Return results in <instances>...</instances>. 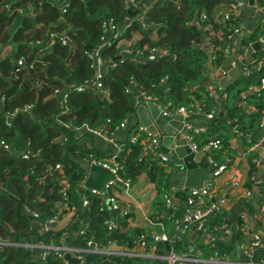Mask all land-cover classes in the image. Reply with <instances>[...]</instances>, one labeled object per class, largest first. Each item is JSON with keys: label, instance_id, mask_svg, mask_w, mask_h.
Here are the masks:
<instances>
[{"label": "trees", "instance_id": "trees-1", "mask_svg": "<svg viewBox=\"0 0 264 264\" xmlns=\"http://www.w3.org/2000/svg\"><path fill=\"white\" fill-rule=\"evenodd\" d=\"M134 2L0 0V240L6 243L0 246V264H66L46 246L88 249L92 241L100 250L116 244L134 252L141 237L144 251L155 250V257L110 260L117 264H169L163 259L168 256L166 243L155 242L154 233L167 234L171 251L180 257L197 250L205 261L215 255L222 259L233 255L236 237L227 241L220 229L226 224L224 210L205 217L193 240L192 225L177 236L188 212V195L171 193V165L162 163L158 150L144 152L149 145L145 134L121 147L114 165L124 180L134 183L145 173L155 185L157 199L148 226L128 227L132 214L120 216L119 210L113 215L104 207V199L91 192H85L89 205L81 204L78 188L85 179L83 163L89 162L91 155L100 158V151L84 139L93 136L91 130L108 127L113 132L120 128L134 113L141 93L153 95L159 104L173 110L184 106L198 113L197 105L193 108L191 104L194 95L211 109L217 105L206 96L205 85L218 80V72L228 60L226 50L231 51L237 27L225 14L233 2ZM130 7H140L143 16L125 25ZM108 19L122 27L117 38L103 29ZM262 35L261 31L249 43ZM122 40L130 44L126 48L135 56L123 53ZM101 44L100 55L107 63L100 78L104 95L86 88L96 76L88 53ZM263 78L264 66L230 85L225 90L228 100L258 89L257 93L248 92L243 100L252 110L237 107L228 109L222 118L216 114L208 119L207 130L196 137V143L202 146L219 139L227 145L234 136L231 120L249 129L261 128ZM214 133L218 136L212 137ZM220 151L217 161L222 157ZM174 197L180 204L169 207L168 198ZM60 203L77 204L80 219L61 231L39 230L37 224L58 216ZM115 217L120 226L110 229L107 222ZM82 219L89 222L83 234ZM27 244L36 247H25ZM89 264H102V255Z\"/></svg>", "mask_w": 264, "mask_h": 264}, {"label": "crops", "instance_id": "crops-1", "mask_svg": "<svg viewBox=\"0 0 264 264\" xmlns=\"http://www.w3.org/2000/svg\"><path fill=\"white\" fill-rule=\"evenodd\" d=\"M154 1L155 0H147V3L149 4ZM229 1L234 3L241 0ZM245 1L246 4L240 9L237 13L238 15L233 20V25L240 29V33L234 35L231 39L230 56L223 68V72H218V75L224 76V80L230 79V81L229 83H224V81H220L217 76L218 80L216 82L211 80L205 85L206 96L217 103L216 107L212 109L209 108L208 103L202 99L196 98V95L192 98V107L195 108L194 105H197L199 111L193 116L192 122L195 127L199 129L207 130V126L210 122L207 119V115L211 112H215L222 118L230 108L234 109L238 107L244 108L245 110H252V108L244 106L243 100L248 92L257 93L258 89L251 88L249 89L250 91L244 92L232 100H228L225 94V90L240 76L248 75L253 71L260 70L264 66V27L262 26L264 0H257L254 7L250 6L249 0ZM139 8L131 9L137 11ZM142 16L143 14H139L138 16L132 17L125 25L131 24L132 20ZM143 21L145 22L146 20L143 19ZM261 31L263 35L260 39L253 43H249L250 38ZM203 42L206 46V39H204ZM256 42L263 43L257 51L252 49V45ZM129 45L130 44L125 40H122V48H126ZM255 54L260 55V57L255 59ZM261 55L263 57H261ZM234 63L236 64L235 66ZM223 84L226 85L225 88H222ZM151 97L153 98V95ZM226 103L228 104L227 107ZM230 123H236V121L231 120ZM237 126L244 127L239 124H237ZM232 127L234 129V136L230 137L227 145H224V148L221 149L220 153L222 157L217 161L215 156L218 154V151L210 155L203 151L194 152L190 144L182 138L184 132V117L182 115L166 117L163 115L160 104L155 100H143L137 104L134 113L127 119L125 127L120 128L115 133L114 142L121 148L124 145L132 143L133 140L140 135L141 129H146L148 132L152 133L153 138H155L159 144L158 151L166 155L171 161L172 175L169 180V189L175 196L178 193L188 195L194 190L187 188L189 182L188 173L190 170L185 159L180 158L176 154L175 149L183 148L186 150V154L192 157L190 164L193 168L191 171L195 172V176L193 177L195 180L192 184H201V188L207 186L213 178L214 166L210 162V156L219 164H227V171L215 180L213 196L200 200L194 206V209L202 212L208 210L213 204L225 201L221 210L227 212L225 227L227 230H230V235L227 236L224 233L226 235L225 239L229 241L236 237L233 255L229 258H225V260L241 263L246 262L243 248L249 243L252 234L257 233L264 238V126L262 125L259 129L244 127V129L251 131L253 136L241 134L236 131L234 126ZM217 136L218 134L216 133L212 135V137ZM84 141L87 144L93 145L95 149L100 151V158L103 160L112 161L115 159V155L117 156L118 152L115 146L100 137L87 136ZM146 144L147 142L145 145ZM144 152L146 153V151ZM254 154L255 157L253 156ZM87 164V162L83 163L84 170V165ZM199 172H202V174L204 173L206 176L203 182L199 179L202 176ZM86 174L85 170V177ZM237 182H241L242 186L237 187L235 185ZM107 191H109V196L115 197L119 201V209L121 210L120 216H123L124 212L127 213L124 217H128L132 214L127 220L128 227L148 226V221L151 222L149 217L153 202L157 199V191L155 185L149 181L145 173L133 183L130 195H126L123 189H116L115 191L109 189ZM107 191L105 192L107 193ZM247 192H251L252 195L247 197ZM179 204L180 200L174 197L172 206ZM77 206V204L73 203L62 208L55 231L66 229L76 222ZM108 209L110 208L108 207ZM171 210L172 212L174 211L173 208H170V211ZM111 213L114 215V212ZM36 227L39 230L41 229V225L39 224H37ZM180 234L181 233H178L177 236ZM190 237L191 240H193L192 233ZM117 247L124 251L128 250L120 246ZM258 250H260V252L256 254L255 250L252 257L260 259V262H264V247ZM140 251L142 252V250L138 248L134 252ZM150 252L155 253L154 250Z\"/></svg>", "mask_w": 264, "mask_h": 264}, {"label": "built area", "instance_id": "built-area-1", "mask_svg": "<svg viewBox=\"0 0 264 264\" xmlns=\"http://www.w3.org/2000/svg\"><path fill=\"white\" fill-rule=\"evenodd\" d=\"M134 1L135 0H129L130 5H134L135 4ZM245 4H246L245 0H243V1L241 0V1H237V2L232 3L228 9L227 14H225V19L227 21H231V20L233 21L236 18V16L238 15L237 13L240 11V9ZM262 26L264 27V17L262 20ZM103 29H104L106 34L108 32H112L114 34L113 36H115V38H117L118 33L121 32L122 27L119 24H117L113 19H108L104 22ZM239 33H240V29L235 28L233 30L232 36L237 35ZM105 38L106 37H104L102 39L104 41V43L107 42V39H105ZM66 42H68V39H66ZM121 42L119 43L120 47H121ZM102 45L103 44L93 48L88 53V57L92 61V68L95 70L96 76L90 83L86 84V88H90V89L104 95V94H106V91L103 89V85H102V82L100 81V78L102 76V72L104 71V68L106 67L107 63L100 55V49H101ZM123 53L128 57L135 56V53L133 52V50H129L128 48L124 49ZM226 54L228 55V58H229V56H230L229 49L226 50ZM21 64H22V62H20V65ZM235 65L236 64L234 63V66ZM220 72H223V69ZM261 86L264 88V78L261 81ZM65 95L66 94H64V97H65ZM143 100L144 101L155 100L158 103L156 98H154V97L152 98L151 95L150 94L148 95L147 93H141L139 95L138 103L143 101ZM244 106H246L245 103H244ZM160 107L162 108L163 115L166 117H173L176 115H182L184 117V129H183L184 132H183L182 138H184L190 144V147L194 152L203 151V152H206L210 155L214 151H218V150L223 149L224 144L219 139L210 140L202 146L196 143V141H195L196 137L198 135H201L202 133H204L206 130L199 129V128L195 127V125L193 124L192 118L197 113L195 110L187 109L184 106L173 110V109H170L169 106H162L161 104H160ZM215 116H216V113L211 112L207 115V119L212 120L215 118ZM126 122H127V120H126ZM126 122L120 128L125 127ZM263 126H264V120H263ZM120 128H117L113 132H111L108 127H106L105 129H100V130H91L89 132L93 135V137H100V138L104 139L105 141L112 143L118 152L121 148L118 146L117 143L114 142V136H115V133ZM85 130H88V129L86 128ZM141 133L148 136L149 145L146 147V153H148L150 151L156 152L159 149V144L156 141V139L153 138L152 133L148 132L146 129H141L140 134ZM139 137H140V135H138L136 137V139L133 140V142H135ZM3 146L5 148H8V146H6L5 144H3ZM117 147H119V148H117ZM158 156H159V158L163 164L168 165L171 163L170 159L166 155H163L162 152H159ZM90 158H91L90 161L87 162L89 165L101 166L105 169H108L111 172V174L113 175V178L105 185V188L103 191H99L96 189L87 188L85 186V181H86V177H85L84 181L81 183V185L78 188V194L80 197L81 204L83 207L89 205V199L86 196L85 192H91L92 194L98 195L99 197L104 199V201H105L104 207L105 208L107 207V202H110L112 207L109 210L111 212L115 213L116 211L120 210L119 209V201L117 200V198L109 196V191H107V190L110 189L112 191H115L116 189H121V190L123 189V191L125 192L126 195H130L132 188H133V183L130 180H124L123 178H121L119 176L118 169L114 165L115 159L117 158L116 155L114 157L115 159H113L112 161L111 160L106 161V160H103L101 158H96L92 155L90 156ZM210 162L214 166L213 178H212V180H210V182L208 183L207 186H205L201 189H194L188 194V199H187L188 212H187V215L184 219V223L182 224V227H180L179 233H184L188 229V227L191 225L193 227H197L195 230L196 232L201 230V228L203 226V220L205 219V217H207L210 214H215L225 204V201H221L218 204H213L208 210H205L202 212L196 211V209H194V206L200 200H203L205 198H211L213 196L215 180L227 171V168H228L227 164H218L212 156H210ZM57 169H60V166H57ZM235 185L237 187L242 186L241 182H237ZM105 191H107V193ZM64 192L65 193L67 192L66 188H65ZM251 195H252L251 192H247V197H250ZM172 202H173V200L168 198V206L169 207H171ZM67 205H69V204L68 203L67 204L66 203L58 204V208H59L58 216L55 218L49 219L47 221L39 223V225H41V229L44 232L55 231V227L57 225L60 213L62 212V208L67 206ZM104 207H103V209H104ZM76 210H77V212H76L77 215H76L75 220L77 221L80 218H79L78 209H76ZM126 214L127 213L124 212L123 216ZM33 215H34V217L38 218L37 214H33ZM81 221H82V224H81V228H80V233L83 234L85 232V230L87 229L89 222H87V219H85V220L82 219ZM74 223H76V222H74ZM107 224H108L110 229H115V228H118L120 226L118 219L116 217L111 219L110 221H108ZM220 229L227 236L230 235V230H227L225 226H222ZM152 239L155 242L171 243L169 236L165 233H154V234H152ZM2 245H6V243L0 240V246H2ZM24 246L28 247V248H35L36 247L35 245H31V244H27ZM89 246H90V248H88V249H74V248H69L66 246H63V247L46 246V248L49 251H53L57 258L63 259V260H64V256L66 253H71L72 255L76 256L79 259H84L89 254L102 255V256L105 255V256H107L108 259L110 257H121V256L122 257H125V256H128V257H155V253L150 252L148 254L144 251L146 249L144 237H141L140 241L138 243L139 249H141L142 252L141 251L140 252L124 251V250H121V248H120V250H117V251L111 250L110 249L111 246H118L116 244L111 245L106 250H100L96 246V243L93 241L89 242ZM263 247H264L263 236L260 234H257V233H253L249 243L246 246H244V248H243V254L245 256L251 258L252 254L255 250L261 249ZM154 252H155V250H154ZM163 259L168 261L169 264H200L202 262H206V263H210V264H252V263H248V262H241V263H239L237 261L232 262L230 260H225V259L219 258L217 255H215L214 258H211V259L205 261L204 259L201 258V252L199 250H197L191 256H183V257L177 256L173 251H170L168 253V256L163 257ZM259 264H264V262H260Z\"/></svg>", "mask_w": 264, "mask_h": 264}, {"label": "water", "instance_id": "water-1", "mask_svg": "<svg viewBox=\"0 0 264 264\" xmlns=\"http://www.w3.org/2000/svg\"><path fill=\"white\" fill-rule=\"evenodd\" d=\"M256 2L257 0H249V4L250 6L254 7L256 5ZM139 14H141V8L138 9L137 11H133L131 8L128 9V14H127V18H126V22L131 19L132 17L134 16H138ZM263 45L262 42H256L252 45V49L257 51L261 46ZM211 67V65H210ZM238 73V72H236ZM218 76V79L220 81H224V83H229L230 79L228 80H224L225 78H223L224 76L222 75H217ZM226 85H222V88H225ZM232 126L235 127L236 131L241 133V134H245V135H248V136H253L252 132L247 130V129H244L240 126H237L236 123H232ZM175 152L176 154L180 157V158H184L185 161H186V164L189 168V182L187 184V188H190V189H199L202 187L201 184H192V182L195 180L193 177L195 176V172L191 171V169L193 168L190 164V161H191V158L192 157H189L187 154H186V150L183 149V148H177L175 149ZM84 168L86 170V181H85V186L89 189H96V190H99V191H103L104 190V187L106 185L107 182H109L112 178H113V175L111 174V172L108 170V169H105L101 166H96V165H84ZM201 173V178L200 181L202 180V182L205 180L206 176L204 175V173L202 174V172H199ZM107 205L109 208L112 207L111 203L110 202H107ZM172 212V210L170 211V213ZM197 227H194L193 228V233H192V237L194 235L197 234V232L195 231ZM166 247H167V251L170 252L171 251V244L170 243H166ZM111 250H120L119 247L117 246H111L110 248ZM128 251V250H126ZM258 252H260V250H256L255 253L258 254ZM97 255H93V254H89L88 256H86V258L84 259H79L77 258L76 256L72 255L71 253H66L65 256H64V261L66 264H89ZM245 258V261L246 262H252V263H255V264H259L260 263V259H257L256 257H252V258H249L247 256L244 257ZM102 264H117L115 262H112L111 260H109L107 258V256L103 255L102 256Z\"/></svg>", "mask_w": 264, "mask_h": 264}]
</instances>
